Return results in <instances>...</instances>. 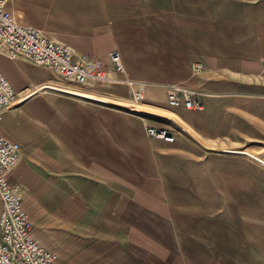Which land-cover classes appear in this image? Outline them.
Returning <instances> with one entry per match:
<instances>
[{"label":"crops","instance_id":"0c3cea01","mask_svg":"<svg viewBox=\"0 0 264 264\" xmlns=\"http://www.w3.org/2000/svg\"><path fill=\"white\" fill-rule=\"evenodd\" d=\"M7 9L76 55L109 65L118 51L125 73L117 76L134 82L80 86L0 54L19 96L3 111L0 134L20 146L9 178L21 187L34 237L61 258L51 238L96 226L104 251L121 242L117 253L132 261L135 238L142 247L157 238L163 252L183 251L185 238H223L256 262L264 252V0H9ZM170 85L198 92L202 110L169 107ZM146 124L169 129L174 142L148 137ZM195 179L211 182L195 190ZM174 210L225 213H197L188 227Z\"/></svg>","mask_w":264,"mask_h":264},{"label":"built area","instance_id":"2783aa9c","mask_svg":"<svg viewBox=\"0 0 264 264\" xmlns=\"http://www.w3.org/2000/svg\"><path fill=\"white\" fill-rule=\"evenodd\" d=\"M9 0H0V54L9 59H26L35 65L48 68L63 80L80 86L97 84L133 85L129 78H120L125 68L118 51L108 54L109 65L97 58L76 55L73 50L55 42L39 29L17 22L7 9ZM194 72L202 70L200 63L192 65ZM133 102L142 99L141 87L132 94ZM19 99L10 82L0 71V122L3 111ZM106 103V102H102ZM166 104L172 108L202 110L200 94L176 85L166 90ZM150 138L173 143L169 129L144 125ZM20 157L18 142L0 134V264H58L59 254L39 242L33 234L29 214L23 206L21 187L12 182L9 173Z\"/></svg>","mask_w":264,"mask_h":264},{"label":"rangeland","instance_id":"374dc122","mask_svg":"<svg viewBox=\"0 0 264 264\" xmlns=\"http://www.w3.org/2000/svg\"><path fill=\"white\" fill-rule=\"evenodd\" d=\"M55 76L59 79H62L57 75ZM96 97L101 98L99 96ZM88 99L94 100V98ZM102 99H106L105 105H109V103L118 104L117 102L107 100V98ZM120 105L125 106L128 109H139L137 104L132 105L125 103ZM215 166L218 167V163H215ZM191 181L195 186V190L204 189L203 191H206V188H201V186H204L205 184L211 182V180L209 179H195ZM218 181L222 182L221 179ZM197 183L199 184V188L196 187ZM188 185L189 184L186 185V188L184 190H188L190 192L188 194V197L191 196L192 200L195 201L196 195L194 196L192 194L193 189L191 187L188 188ZM171 190L173 191V193L168 197L175 201L177 200V198H179V196L174 193L178 190V188L174 185ZM205 196L206 194L199 196V206L201 204L200 197ZM184 197H186V194L184 195ZM173 205L178 206V204ZM197 213L202 214V220L203 218L205 220V216H207L208 214L215 213V215L218 216L223 215L225 212L222 210L214 212L202 210H174L173 217L175 220L177 219V221L179 222L178 224H180L181 221H186L187 226L191 227V224L194 221L193 218L194 216H196ZM67 230L68 229H65L64 231L65 238H51L54 245L61 252L59 264H86L87 262H93L94 264H104L106 262H110V264H264V252L258 251V258L256 259V262H253L254 258H244L246 252H243L240 249H236L234 252L231 251L234 246L235 248L238 247V242H235V244H233L232 242H230V240L223 241V238H185V241L182 244L183 251H180L178 249L176 250L174 244L177 247H179V245L177 242V238H175L173 240V247H175V249H170V251L166 252H163L161 249L158 251L159 240L157 238H151L150 242H147L146 247H142L143 242H140L138 238H135L133 247L130 245L131 250H134V259L132 261L131 257L129 259H127L126 257L124 258L122 252L117 253L118 250L122 249L121 242H111L109 248L106 247L104 251L102 248L104 247V244H106L108 241L105 242L104 238H100V230L96 226H72V228L69 229V232H67ZM190 232L191 230L189 228L187 234H189ZM258 239H264V226H262L261 228L258 227ZM161 243L163 242L161 241ZM262 245H264V242L262 243ZM82 252H93V256L91 257V259H86V257L79 258ZM104 254H106L105 257L103 256ZM165 254H167L166 257H164ZM239 256H241L242 259H240Z\"/></svg>","mask_w":264,"mask_h":264},{"label":"bare ground","instance_id":"6f19581e","mask_svg":"<svg viewBox=\"0 0 264 264\" xmlns=\"http://www.w3.org/2000/svg\"><path fill=\"white\" fill-rule=\"evenodd\" d=\"M48 89H52V88H48ZM68 92L73 93V94H77V95H83V96H85V97H87V98H94V100H96V101L98 100V101H100V102H106V101H105L106 99L95 98V97H94L95 95H91V94H90V95H89V94H83V93H80V92H77V91H74V92H73V91H71V90H69V89H68ZM237 153H240V152L237 151ZM242 153H244V152H242Z\"/></svg>","mask_w":264,"mask_h":264},{"label":"water","instance_id":"95a60500","mask_svg":"<svg viewBox=\"0 0 264 264\" xmlns=\"http://www.w3.org/2000/svg\"><path fill=\"white\" fill-rule=\"evenodd\" d=\"M102 103V102H101ZM104 104V103H103Z\"/></svg>","mask_w":264,"mask_h":264}]
</instances>
